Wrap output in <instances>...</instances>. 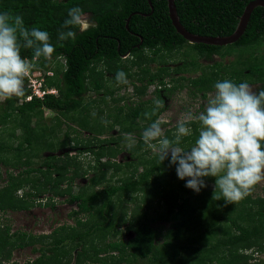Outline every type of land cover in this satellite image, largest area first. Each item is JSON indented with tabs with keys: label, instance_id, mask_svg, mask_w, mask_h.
<instances>
[{
	"label": "trees",
	"instance_id": "obj_1",
	"mask_svg": "<svg viewBox=\"0 0 264 264\" xmlns=\"http://www.w3.org/2000/svg\"><path fill=\"white\" fill-rule=\"evenodd\" d=\"M151 1L152 4L149 0H0V12L21 15L26 27L49 33L55 47L52 59L36 58L34 67L53 70V75L45 74L44 87L58 90V94L47 93L43 98L34 95L25 100L32 91L24 86L22 97L0 100V134L4 133L0 163L7 171V177H3L0 169V178L6 180L0 188V212L29 209L36 203L34 196L47 193L50 195L45 205L54 208L56 198L62 197L78 207L70 213L75 224L65 223L40 236L22 230L11 233V226L0 222V264H20L11 262L13 252L29 246L40 256L25 264H251L253 256L246 251H264V197L253 198L251 193L236 204H226L214 198L219 189L214 192V188L205 187L196 193L185 187L187 178L177 177L176 166L169 164L170 156L160 164L141 138L143 130L168 109L165 96L171 98L185 91L180 114L196 113L203 111L206 104L193 110L195 102L207 99L217 81L246 82L257 92L264 89V7L253 10L239 40L214 45L189 42L173 25L168 0ZM251 1L175 3L188 30L217 36L234 32ZM74 6L90 14L92 26L84 32L76 30L75 40L64 41L61 47L58 32L65 30L61 26L68 9ZM125 55L131 56L130 63H124ZM21 56L35 58L31 49L22 48ZM154 62L160 65L153 67ZM121 70L126 74V84L115 79ZM106 71L112 74L108 76ZM109 80L113 85H134V93L140 97L154 85V97L127 103L124 100L135 96H119L114 99L116 105L108 107V117L100 114L104 112L102 108L97 109L107 123L102 125L104 120L96 119L90 125V115L80 113L96 99L87 101L86 96L104 88L105 93H113L115 86L110 89ZM18 100L22 102L18 104ZM155 101L163 106L157 109ZM44 108L57 112L50 123L43 122ZM153 110L154 115L145 116ZM120 120L121 134L100 138ZM190 127L192 134L183 137L179 145L185 150L198 136V124ZM83 129L94 136L82 137ZM175 129H165V136L173 139ZM123 132L139 136L129 148L134 161L117 159L123 149L118 142L126 140ZM10 133L14 140L8 139ZM67 145L74 154L56 153ZM42 150L51 154L44 156L38 167L32 165V159L41 156ZM86 153L95 156L96 164L89 163L94 174L90 184H81L75 190V179L87 174L80 157ZM140 165L143 168L139 172ZM108 169L112 171L110 176ZM204 179L206 184L215 183V177ZM27 183L33 189L27 188ZM102 183L105 186L100 187ZM128 201L134 205L128 208ZM231 206L239 209V215H229ZM230 221L232 229L219 230L221 224ZM123 225L124 230L120 229ZM127 230L133 236L124 239L123 232ZM199 232H210L212 236L204 242ZM117 235H121L119 239L112 240Z\"/></svg>",
	"mask_w": 264,
	"mask_h": 264
},
{
	"label": "clouds",
	"instance_id": "obj_2",
	"mask_svg": "<svg viewBox=\"0 0 264 264\" xmlns=\"http://www.w3.org/2000/svg\"><path fill=\"white\" fill-rule=\"evenodd\" d=\"M90 26L87 14L78 6L71 7L61 26L66 31L58 32L57 43L63 47L62 42L75 40L76 30L84 32ZM22 48L33 50L35 58H23ZM54 52L55 47L50 43L47 31L26 27L21 15L10 11L0 12V100L22 97L25 94L24 86L32 91L25 100L32 99L34 95L43 98L47 93L58 94L56 88L44 87L45 74L53 75V70L34 67L36 58L42 57L49 61ZM29 72L35 79L42 81V95L29 86ZM115 79L118 83H127L126 74L122 70L115 74ZM131 86L130 95L135 98L124 100L127 103L141 99L135 95L134 85ZM214 88L215 92L209 96L203 111L181 113L176 123L160 116L143 130L141 138L158 156L160 164L170 156L169 164L176 166L177 177L180 180L187 178L186 188L199 193L207 187L204 178L215 177L214 192L219 189V194L214 198L223 199L226 204H235L249 196L254 187L264 181V89L257 92L246 82L236 84L231 80L217 81ZM150 89L154 95V85L147 90ZM153 95L149 97L153 98ZM155 104L157 109L163 106L160 101H155ZM154 114L155 110L151 114L145 113V116L150 118ZM164 123H167L163 126L166 129L176 128L173 139L165 136L161 127ZM193 123L199 126L198 136L194 144L185 150L179 145L183 137L192 134L190 125ZM123 133L124 138L130 142L139 137L137 133ZM70 153L74 154L75 151ZM0 169L4 172L3 177H7L3 163H0ZM5 183L6 180L0 178V188ZM246 252L252 254L253 264H264V251L252 248ZM13 261L20 263V260L12 258Z\"/></svg>",
	"mask_w": 264,
	"mask_h": 264
},
{
	"label": "rangeland",
	"instance_id": "obj_3",
	"mask_svg": "<svg viewBox=\"0 0 264 264\" xmlns=\"http://www.w3.org/2000/svg\"><path fill=\"white\" fill-rule=\"evenodd\" d=\"M88 19L90 18V14H87ZM264 47V44L262 45V49ZM261 49V50H262ZM131 56L127 55L125 57H123L124 63H130L128 61V59H130ZM231 58H234V56H232ZM179 63V62H178ZM160 63L159 62H154L153 63V67H157L159 66ZM175 64H172V66H174ZM107 72V75L110 76L112 73ZM106 75V76H107ZM113 80H109L108 81V86L109 88H114V92L113 93H105V88L100 91L99 93H97L96 91H91L89 92V95L86 96L87 101L89 100V98L92 99H96V102L91 104V106H86L85 109H83V111L80 113V116H86V114H89L90 116V125L92 123V121H95L96 119L99 120V122H102V125L106 124L105 123V118L100 117V114H104L105 117H108L109 115V110L108 107L110 106H114L115 104V98H118L119 96H128L132 93V86L131 84L127 87L124 86V84H116L113 85L114 83H112ZM215 91H211L210 95H213ZM185 94V91H181L180 93L175 94L173 97H166L165 96V104L166 107L168 108V111L165 112L163 115H161L160 118L163 117L164 120H169L172 123H176V121L180 118V111L179 108L181 107L182 104H184V99H181L183 97V95ZM153 95V93H151V89L146 91V94H144L141 99H150L149 96ZM209 95V96H210ZM208 96V98H209ZM154 97V95H153ZM207 99H203V100H199L196 101L194 106H193V110H197V107L200 108L202 105H205L207 103ZM22 100H18V104L21 103ZM98 107L102 108L104 110V112L102 113H98L99 110ZM45 110V114H44V120L43 122L46 123H50L52 121V118L57 114V112L48 109V108H44ZM113 112V111H112ZM107 120V119H106ZM110 120L113 121V118L111 117ZM33 124H35L33 122ZM121 124H123V121L120 120L119 122H117L115 124V126L113 128L108 129L107 134L103 135V136H107V137H115V135L117 136L120 133V126ZM64 129H67V126H63ZM168 128V127H167ZM163 131H165V127H162ZM176 131V129H175ZM0 132H1V128H0ZM18 133L20 134L21 131L18 130ZM61 133V132H60ZM93 133V132H92ZM90 133L88 130L83 129V132H81V136L84 138H87L88 136H94V134ZM72 135H75V133H73ZM4 133L0 134V140H3L4 138ZM8 139L9 140H14V135L13 134H8ZM63 136L59 137V140L62 139ZM137 140L134 141H127V140H121L118 143L122 144L123 149L121 150V152L119 153L117 159L121 162L124 161H134L135 157H133L131 155V151L129 148H131ZM117 143V145H118ZM131 145V146H130ZM70 146H64V147H60V149H58V151L56 152L57 154H62L65 151L69 152ZM34 152V151H33ZM51 152L42 150L41 151V156L35 157L32 159V165L34 166H39L41 165V163L43 162V157L44 156H48L50 155ZM82 163H83V168L85 170H87V174L84 177H81L79 179H75V182L77 183V186L75 187V190L78 189V186H80L81 184H90L89 183V179L93 176L94 171L92 168H90L89 163H91V165H95L96 164V159L94 155H91L90 153H86V154H82V156L80 155ZM102 160H107L106 158H103ZM143 166H139V172L142 170ZM112 173L111 169H108V174L107 176H110ZM71 174V172H70ZM69 174V175H70ZM35 177L37 176V174L34 175ZM114 180V179H113ZM215 183L208 181L207 182V188L209 189H213L214 188ZM101 186H105V184H101ZM27 188H31L33 189V186L31 183H27ZM27 190V189H26ZM256 196H261L264 197V181L258 183L253 191H252V197L256 198ZM31 198V197H30ZM33 199V198H31ZM58 199V203L55 204V207L52 208L49 205H39L34 203V206L29 208V209H25V210H15L12 211L10 209H7V211H1L0 212V222L1 225H10L11 226V233H13L16 230H22L31 234H35L40 236L41 234H49L51 233L55 228H58L59 226L65 224V223H70V224H75V219L70 216V213L72 212V210L77 209V206L74 204L69 203L68 201H65L64 198L60 197L57 198ZM35 201V199H34ZM45 201V199L43 200ZM128 205V208L133 206L134 203H131L130 201L126 202ZM236 204V203H235ZM224 205V204H223ZM224 207H229V205ZM234 206H231V210L229 215H233V217L237 215H239V209H237L236 207H234L235 209H233ZM119 208V207H118ZM243 215H245V212H242ZM83 216V218H85L84 214L81 215ZM164 225L168 226L167 223H164ZM222 226V224H221ZM220 226L219 230H223V232H228L229 229H232L233 224L230 221L229 224H224L222 227ZM125 227V225L121 226L120 229H123ZM124 230V229H123ZM201 234V232H199ZM213 233L215 234V229L213 230ZM199 235V234H198ZM202 235V236H201ZM199 237L200 239H202V241H207L212 234L209 232L207 234V232H203V234H201ZM121 235H117L116 237H112V240H116L119 239ZM123 236L124 239H128L130 237L133 236V233L129 230L123 232ZM110 238V236L108 237ZM41 245L40 243L37 244V246ZM40 256V253L38 252H33L32 247H26V248H21V249H15L13 252V258L20 260L21 264H24L26 260L28 259H34ZM142 260L140 259L139 263H141ZM71 264H74L71 263ZM251 264L252 261H251Z\"/></svg>",
	"mask_w": 264,
	"mask_h": 264
},
{
	"label": "water",
	"instance_id": "obj_4",
	"mask_svg": "<svg viewBox=\"0 0 264 264\" xmlns=\"http://www.w3.org/2000/svg\"><path fill=\"white\" fill-rule=\"evenodd\" d=\"M149 2L152 4L151 0H149ZM257 6L264 7V0H252L247 4L243 14L239 18V22L233 33L229 35L211 36V35H202V34L193 33L190 30H188L180 20V16L178 14L175 0H168L169 15L171 17L173 25L181 35H183L191 43L197 42V43H206V44H214V45H228L235 43L237 40H239L248 26L253 10ZM145 15H147V13H145Z\"/></svg>",
	"mask_w": 264,
	"mask_h": 264
},
{
	"label": "built area",
	"instance_id": "obj_5",
	"mask_svg": "<svg viewBox=\"0 0 264 264\" xmlns=\"http://www.w3.org/2000/svg\"><path fill=\"white\" fill-rule=\"evenodd\" d=\"M28 76L30 77V84L29 86L33 87V89L35 90V92H37L39 95H42L44 91H42V81L35 79L34 75H32L30 72L28 74Z\"/></svg>",
	"mask_w": 264,
	"mask_h": 264
},
{
	"label": "flooded vegetation",
	"instance_id": "obj_6",
	"mask_svg": "<svg viewBox=\"0 0 264 264\" xmlns=\"http://www.w3.org/2000/svg\"><path fill=\"white\" fill-rule=\"evenodd\" d=\"M178 75V74H177ZM44 167H46V166H44ZM45 195H47L48 197H49V193H47V194H41V195H39V196H34L33 198L36 200L35 202L37 203V204H39V205H44V204H46V202L45 201H43L44 199L46 200L47 199V197L45 196ZM42 203V204H41ZM52 207V206H51Z\"/></svg>",
	"mask_w": 264,
	"mask_h": 264
}]
</instances>
